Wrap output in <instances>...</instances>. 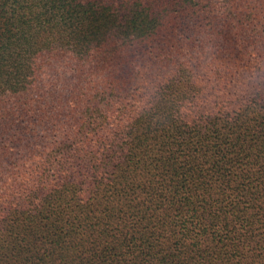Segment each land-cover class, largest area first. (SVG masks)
I'll return each mask as SVG.
<instances>
[{"label": "trees", "instance_id": "trees-1", "mask_svg": "<svg viewBox=\"0 0 264 264\" xmlns=\"http://www.w3.org/2000/svg\"><path fill=\"white\" fill-rule=\"evenodd\" d=\"M0 264H264V0H0Z\"/></svg>", "mask_w": 264, "mask_h": 264}]
</instances>
